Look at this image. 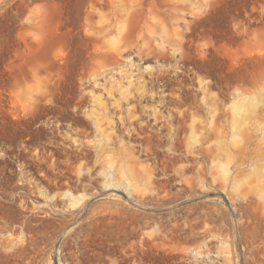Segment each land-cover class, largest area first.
I'll return each instance as SVG.
<instances>
[{"label": "rangeland", "instance_id": "rangeland-1", "mask_svg": "<svg viewBox=\"0 0 264 264\" xmlns=\"http://www.w3.org/2000/svg\"><path fill=\"white\" fill-rule=\"evenodd\" d=\"M0 264H264V0H0Z\"/></svg>", "mask_w": 264, "mask_h": 264}]
</instances>
